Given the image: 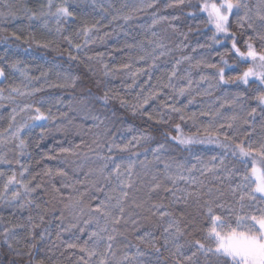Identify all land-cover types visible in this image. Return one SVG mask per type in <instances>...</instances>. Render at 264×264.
I'll list each match as a JSON object with an SVG mask.
<instances>
[{
    "label": "snow or ice",
    "instance_id": "obj_1",
    "mask_svg": "<svg viewBox=\"0 0 264 264\" xmlns=\"http://www.w3.org/2000/svg\"><path fill=\"white\" fill-rule=\"evenodd\" d=\"M88 3L90 11H78V0L18 9L0 0V33L8 32L4 23L24 19V43L66 52L91 73V84L57 64L31 75L0 56V109H10L6 118L0 113L7 120L0 205L27 213L16 222L0 217V243L18 258L11 264H264V0ZM97 9L107 23L86 18ZM140 14H150V23L133 26ZM117 30L125 39L114 51L127 50L123 63L89 55L90 45ZM19 40L15 31L0 36L9 51ZM17 75L20 83L11 84ZM123 77L131 79L128 90L138 88L131 101L110 86ZM45 89L72 90V99L45 106L37 97ZM115 102L148 127L119 120ZM194 103L198 112L189 110ZM57 134L58 148L30 171V148ZM45 160H59L71 174Z\"/></svg>",
    "mask_w": 264,
    "mask_h": 264
},
{
    "label": "trees",
    "instance_id": "obj_2",
    "mask_svg": "<svg viewBox=\"0 0 264 264\" xmlns=\"http://www.w3.org/2000/svg\"><path fill=\"white\" fill-rule=\"evenodd\" d=\"M12 2L17 6L19 9L21 6H28V7H36L38 0H12ZM108 2H111L116 5V7H120L122 4L125 3H133L134 0H108ZM159 7V6H158ZM81 8L90 11V5L88 3V0H78V7L77 10L79 11ZM172 10H169V13ZM168 14V13H165ZM104 16L103 13L97 9L95 12H92L91 16H87L86 18L91 20L93 18L101 20V23H107L108 19L110 18H105L101 19V17ZM151 21V16L150 14H140L139 18L132 21V25H147ZM122 23V22H115L113 24V28L117 27V24ZM179 23V22H178ZM28 22L24 19H17V20H10L7 23L3 24V27L8 30L6 33H0V36L4 35H10L11 32L15 31L18 35L21 36V40L19 41H14L10 43V51L6 47V45L3 42H0V56H4V59L7 60L8 62H13V61H20L22 67H27L29 69V72L31 75H39L41 70H47L50 65L57 64L59 65V68L61 70H66L70 73L73 74H79L83 76L86 81L91 84V80L87 79L89 76H91V73L89 72L88 68H86L84 65L79 64L74 61L68 60L67 53L64 52L63 54L52 51V50H46V49H41L37 48L35 44H32L31 47L29 44L24 43L26 39H28L29 35V29H28ZM159 27V26H158ZM112 29H103V31H111ZM134 31H139L138 28H133ZM37 38L40 37V33H36ZM195 34L191 37L192 42H195ZM125 37L121 31H115L113 35L109 38H107L103 43L97 42L96 44H92L89 46L87 49L89 55H95L98 52H104L106 54L105 57V62L112 64V65H119L124 62V60L127 58V50L124 52L120 51H114L118 47H121L123 44ZM19 45V47H17ZM66 45L62 42L61 43V48H65ZM25 49H28L25 51ZM8 52V54L5 56V52ZM229 60H231V57H227ZM217 61L219 60V57L215 58ZM3 61H0V64H2ZM71 66V67H70ZM140 66V65H137ZM146 67V65H144ZM165 65H161L157 69L152 70V75L154 77L153 82H155V77H158L161 75V72ZM97 69H99V66H96ZM6 71H8L6 67ZM231 70L226 69V75L229 74ZM55 76L54 74L50 73L49 79H54ZM21 78L17 75L16 78H9V82L11 84H19ZM137 80L142 84L145 80L146 77L144 75H141L137 77ZM128 83H131V79L128 77H123V78H116L112 79L110 81V86L113 89L119 90L121 95H125V98L131 101L133 94L135 91H138L137 89H132L128 90L126 85ZM121 85H124V87H121ZM233 88H236V85L232 86ZM127 93V95H126ZM72 90H65V89H45V91L38 93L37 97H43L47 101L45 106H50L54 103L57 102L58 99H62L64 104L66 105L71 99H72ZM209 99V98H205ZM199 100V98H198ZM180 103L186 104L187 103V98L185 97L180 101ZM253 103H255L253 101ZM156 102L153 101L148 108L151 109L155 107ZM57 107L60 108L61 110H66L64 109L63 105L57 104ZM57 107H53V112L57 111ZM114 108L115 112L117 114V118L121 121H124L126 123H133L134 125L138 127H148V124L144 122L140 117L138 116H133L129 111H127L124 108H121L118 104V102L114 103ZM189 110L193 112H198L200 110V104L199 103H194L189 106ZM10 109L5 106L3 109H0V113L3 114V116L6 118ZM203 119H207L206 117ZM77 123H85L87 125L88 122L83 121L80 118H77ZM7 120H0V126L6 125ZM190 124V122H189ZM184 127L187 130V125H184ZM175 134V133H173ZM61 137L57 134L56 138L53 139L52 137H48L44 140L43 144L40 146V148H36L33 146L30 148V151L32 152L33 160H32V168L30 171L35 172L38 170L39 167H42L43 165H36L35 160L40 159L42 157V154L46 151H48L50 148L57 147L58 145L56 143V140L60 139ZM75 141L79 142V137H75ZM196 151H200L202 155H210V149L207 148V146H196L194 149ZM177 155H187L186 153H182L180 151H177ZM25 160L28 158L25 157ZM44 164L48 165L49 167H64L65 170L69 171L71 174V168L68 165L61 164L59 160H45L43 162ZM82 163H86L83 162ZM4 167V166H0ZM15 167V166H13ZM59 179V178H58ZM59 186V185H58ZM65 194H67L70 190H64ZM15 213V214H13ZM27 216L26 212H16L15 209H10L6 206L0 205V217H3L5 221L11 220L13 222L23 220ZM53 235V239H54ZM42 255V253H41ZM18 258L14 257L7 247L0 243V264H11L12 261L17 260ZM22 264H26V261L22 262Z\"/></svg>",
    "mask_w": 264,
    "mask_h": 264
}]
</instances>
